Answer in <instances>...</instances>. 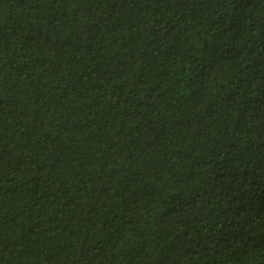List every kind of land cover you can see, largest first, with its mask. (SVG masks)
<instances>
[{
	"label": "trees",
	"instance_id": "16d2710c",
	"mask_svg": "<svg viewBox=\"0 0 264 264\" xmlns=\"http://www.w3.org/2000/svg\"><path fill=\"white\" fill-rule=\"evenodd\" d=\"M0 264H264V0H0Z\"/></svg>",
	"mask_w": 264,
	"mask_h": 264
}]
</instances>
